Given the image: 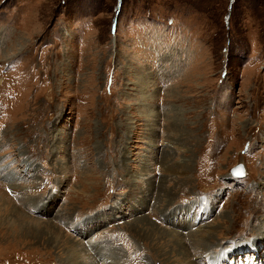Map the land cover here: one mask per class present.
<instances>
[{
  "label": "rangeland",
  "instance_id": "rangeland-1",
  "mask_svg": "<svg viewBox=\"0 0 264 264\" xmlns=\"http://www.w3.org/2000/svg\"><path fill=\"white\" fill-rule=\"evenodd\" d=\"M0 264H264V0H0Z\"/></svg>",
  "mask_w": 264,
  "mask_h": 264
},
{
  "label": "water",
  "instance_id": "water-1",
  "mask_svg": "<svg viewBox=\"0 0 264 264\" xmlns=\"http://www.w3.org/2000/svg\"><path fill=\"white\" fill-rule=\"evenodd\" d=\"M240 166H242V165H237L236 167H234V169H232V172H233V170L237 171L240 168Z\"/></svg>",
  "mask_w": 264,
  "mask_h": 264
}]
</instances>
